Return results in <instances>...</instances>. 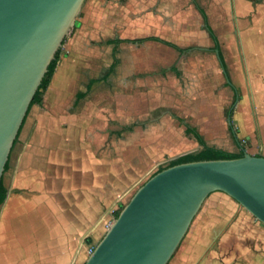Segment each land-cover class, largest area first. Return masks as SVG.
<instances>
[{
	"label": "crops",
	"instance_id": "obj_1",
	"mask_svg": "<svg viewBox=\"0 0 264 264\" xmlns=\"http://www.w3.org/2000/svg\"><path fill=\"white\" fill-rule=\"evenodd\" d=\"M235 1L237 15L246 18L243 42L247 57L256 59L250 62L256 67L250 76L255 103V83L262 85L264 93V0ZM167 11L168 0H87L79 25L66 37L43 103L31 108L2 177L8 197L0 205V264L86 263V236L101 234L104 218L121 201L118 159L104 160L99 153L102 143L109 135L112 140L114 134L119 137L136 127L128 124L122 132H102L98 120L86 113L87 98L96 85L116 74L120 53L128 46L153 44L180 56L188 54L167 45L183 48L158 34ZM152 23L156 25L153 33ZM136 26L142 28L139 35ZM148 38L160 41L134 43ZM169 69L180 76L177 65ZM224 74L230 79L226 78L227 84H233L228 68ZM236 114L237 137L260 144L264 152V127L246 119L242 132ZM79 149L85 152L84 162L72 167V152ZM206 201L202 216L169 264H264L263 228L222 192L211 194ZM62 223L64 246L56 248L50 259L22 254L29 246L38 252V235L45 231L54 235L50 229Z\"/></svg>",
	"mask_w": 264,
	"mask_h": 264
},
{
	"label": "rangeland",
	"instance_id": "obj_2",
	"mask_svg": "<svg viewBox=\"0 0 264 264\" xmlns=\"http://www.w3.org/2000/svg\"><path fill=\"white\" fill-rule=\"evenodd\" d=\"M197 1L205 9L209 24L219 39L238 97L235 98V92L227 84L222 60L216 54L208 27L193 0H168V11L161 19L164 24L160 26L158 34L175 41L183 48H191L188 54L180 56L167 47L153 44L128 46L120 53L116 74L96 85L87 98L86 113L98 120L102 132L111 131L114 134L124 131L128 124L136 126L130 133L125 132L119 137L114 134L112 140L109 135L102 143L99 153L103 159H118V190L121 201L104 218L101 234L86 236L88 258L91 250L95 249L115 221V215L122 211L152 175L181 155L197 154L203 149L192 135L186 133L188 127L197 128L208 147L231 154H238L244 148L248 154L264 155L260 144L250 143L243 136H239L240 139L237 137L239 131L233 121L234 115L240 110L237 114H241L238 117L241 118L239 129L242 132L246 122L248 123L246 119L256 121L255 126L259 123L264 127L262 85L255 83V103L250 85L251 73L256 69L250 62L255 63L256 59L247 57L246 43L243 42L246 18L237 15L235 0ZM170 3L173 10L169 9L172 7ZM85 4L76 18V26L80 23ZM151 27L153 33L155 23ZM135 30V34L139 35L142 28L136 26ZM62 50L63 46L61 52ZM173 65L179 68V77L170 71L169 68ZM82 109L81 107V111ZM234 134L241 146L237 144ZM83 157V150L73 151L72 167L81 166ZM97 171L99 173L100 169ZM122 195L125 197L122 198ZM202 208L205 210L206 205ZM200 212L189 231L202 216ZM248 214L264 230V225L251 213ZM58 226L55 224L50 229L54 235L46 231L38 235L40 246L37 254L33 253L35 250L30 249L31 246L23 248L22 254L28 258L50 259L53 251L64 246L65 242L63 223ZM254 260L259 263V259Z\"/></svg>",
	"mask_w": 264,
	"mask_h": 264
},
{
	"label": "water",
	"instance_id": "obj_3",
	"mask_svg": "<svg viewBox=\"0 0 264 264\" xmlns=\"http://www.w3.org/2000/svg\"><path fill=\"white\" fill-rule=\"evenodd\" d=\"M85 2L0 0V182L34 96ZM216 54L220 58L219 50ZM215 192L231 197L264 225V156L187 162L155 174L124 206L85 264H169Z\"/></svg>",
	"mask_w": 264,
	"mask_h": 264
},
{
	"label": "trees",
	"instance_id": "obj_4",
	"mask_svg": "<svg viewBox=\"0 0 264 264\" xmlns=\"http://www.w3.org/2000/svg\"><path fill=\"white\" fill-rule=\"evenodd\" d=\"M194 4L195 6L197 7V9L199 10L200 14L202 15L203 17V20H204V23L205 25L208 27V34H209V37L213 40L214 42V47L216 50H219V56L222 60V65L224 68L227 69V65L225 63V60H224V57H223V53H222V50H221V47H220V42H219V39L215 33V31L212 29V27L210 26L209 24V18H208V15L205 11V9L200 5V3L197 1V0H194ZM77 25V22L75 23V26ZM66 40V38H65ZM64 40V42H65ZM148 40H156V41H160L159 39L157 38H148V39H142V40H138V41H134V43H143L145 41H148ZM64 42H63V45H64ZM167 45L175 48L176 50H178L179 52H181L182 54H185L187 52H189L191 49L190 48H180L179 46H176L174 44H171V43H166ZM61 59V49L57 52L54 60L51 62L49 68H48V71L47 73L45 74V77L43 78L42 80V83L41 85L39 86L35 96H34V99L28 109V112H27V115L24 119V122L19 130V133H18V136H17V139L22 131V128L25 124V121H26V118L27 116L29 115L30 113V110L31 108L34 106V105H41L43 103V96H44V93L47 91L48 87L50 86V83H51V80L55 74V71H56V68L59 64V61ZM177 69L175 68L174 71H176ZM232 88V90L235 92V98L237 99L238 97V92H237V89L234 87L233 84H229ZM235 99V100H236ZM132 129V128H130ZM232 130H233V127H232ZM186 133L187 134H190L192 135L196 140L197 142L203 147V149L197 153V154H183L181 155L177 160L175 161H172L167 167L165 168H161L160 170H158L155 174L159 173L160 171L164 170V169H167L169 167H172V166H175V165H178V164H182V163H187V162H194V161H202V160H226V159H237V158H241L245 155L246 151L244 148H242L241 152L238 153V154H231V153H228V152H225V151H221V150H217V149H214V148H211V147H208L205 143V140L203 138V136L199 133V131L197 130V128H194V127H188L187 130H186ZM234 137L236 139V142L238 145L241 146L239 140L237 139V137L235 136L234 134ZM17 139L15 140L14 142V145L16 144L17 142ZM14 147V146H13ZM13 149V148H12ZM256 156H261V155H256ZM10 159V157H9ZM9 166V160L6 164V167H5V171L7 170ZM154 174V175H155ZM152 175V177L154 176ZM8 197V192L3 184V178L0 182V205H2L6 199ZM120 213H117L115 215V217L117 218L119 216Z\"/></svg>",
	"mask_w": 264,
	"mask_h": 264
},
{
	"label": "built area",
	"instance_id": "obj_5",
	"mask_svg": "<svg viewBox=\"0 0 264 264\" xmlns=\"http://www.w3.org/2000/svg\"><path fill=\"white\" fill-rule=\"evenodd\" d=\"M94 249L91 250L90 255L93 253Z\"/></svg>",
	"mask_w": 264,
	"mask_h": 264
}]
</instances>
